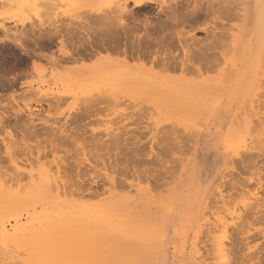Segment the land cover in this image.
<instances>
[{
    "label": "bare ground",
    "instance_id": "1",
    "mask_svg": "<svg viewBox=\"0 0 264 264\" xmlns=\"http://www.w3.org/2000/svg\"><path fill=\"white\" fill-rule=\"evenodd\" d=\"M37 1H39V2L36 5ZM120 1L122 3L119 5L118 9H116V10H118V12L114 11L118 15H116L113 12V13H111V15L115 14L114 19H113V15H112L111 17L108 16V18L105 16L106 19L103 18L104 22L100 21V22L104 23V24L101 23L102 25H104V26L101 25V27H103L104 30L106 29L107 33L104 32L106 34L103 33L104 35H102V36L97 35V38H95V34H92V32H91V34L94 36H92V35L90 36V33H88V35H85V37L83 36L84 38L77 35V37L78 36L80 37V39L78 37V39L80 41L78 39H76V41L77 40L79 41V42L77 41L78 43L73 41L74 40L73 36L69 35L70 36V37H68L69 42L71 41L70 46L73 45L72 47L74 49L72 48L73 50H71L69 48V42H68V40H66V42L68 44L67 43H65V44L68 45L69 49L64 46L62 49L59 50V54L62 56V58L59 57L57 54L55 55L52 52V50H50L51 54H49L50 52H48V50L45 51L46 48H48V47L50 48V46H52L51 44L53 42V38L50 36L51 34H49V33L47 34L46 32H42L41 34H39V37L37 39L33 40L35 48L33 49L30 47L33 50L27 49L26 45H28L27 43L29 41L27 40L28 41L27 42L26 40H24L25 37L24 38L22 37L23 39H20L18 37H15V38L12 37L11 38V36L9 35L10 39H8V40H10L13 44L21 45L22 49L25 51V54H24L25 60H23V61L18 60V61H20L22 63H27L30 60L35 59L34 57L39 59V62L33 61L32 70L39 76V83H41L42 88L40 87V89L34 90L33 84H30L31 90L29 89L26 92V91L20 89V90L24 91L23 92L24 96H26V94H27V96H30L32 98L28 99V102H26L24 104L25 105L24 109H22V108L17 109L16 108L17 106L16 107L13 106V108H10V109H12L11 111H10V109L8 111H4V109H3V111H0V131H6L5 135L10 139V142H11V143L9 142L10 145L16 146V145H18V143H20V141H21V143L23 142L25 144L28 140L30 141V139L32 138V140L36 139V141L39 145L42 142H43L42 144H44V143L48 144L49 143L50 144V145H48V146H50L49 148H51V146L54 145V147H52L54 150H56L60 146L63 147L64 149L66 148L65 152L63 151L64 149L62 150L61 147L58 150H56V152H57L61 149L59 152L62 151L63 153L66 154V156L63 157V159L61 156H59L61 158H58L56 160L58 162L54 161L53 164H51L52 166H56V168L52 170L51 169L52 166L49 167L51 169V171L46 169L44 167V165H42L41 169L37 172V174H38V179H37V177L34 176L35 173L33 171H30V172L24 171L18 167L17 163H14V162L12 163V167L15 168V170L14 171L12 170L10 172V170H11L10 169L8 171V166L5 164L6 161L3 160V156H5V157L11 156L12 148H10L11 150H9V148L6 147V149H8L7 152H5L6 154L2 153L1 149H0V182L4 181L5 184H3V185H7L9 182H12V183L15 182L13 184L16 185V186L10 185L8 187V189H5L4 186L0 185V211H1V209L3 210V209H7V208H13L18 202L26 201L27 199H29L31 197H35V198L41 197V198H46V199H47V197H49L48 198L49 201H52V200L55 201V200H58L57 197H59V195H60V197L62 196V198L65 197V200L62 202L63 205H62L60 213H66V214L68 213V216H69V212H74L75 210H85V208L89 207V206H86L85 204L79 203L78 200H80V202H81L82 199H86V197L97 199V198H100V196L104 195L105 193L111 194L113 192H116L117 190H119V188L125 186L124 181H126L127 178H130L129 176L131 173L133 176L135 175V177H137V179L139 181L143 177H146L148 180L150 178H152V181L154 179L155 183L157 182V184H161V185L164 184V186H165L166 183H164L165 181H164L163 177L167 175L166 170H168L169 166L166 165L168 161L167 160L164 161V158L166 155L162 150L161 151L163 153L158 152L159 154L158 153L155 154L154 161L149 162V160L148 159L145 160V158L151 157V154H153V152H151V154L147 155V157H146L144 146L138 141L137 142H132L133 140L130 141L128 139V137L125 136L126 134H128V132L125 133L122 130V132L114 133L115 130L114 131L112 130V134H111V131L108 134L103 132L104 136H101L99 134H94V133L88 134L89 131L87 132V130L85 129L86 126L84 123H86V121H88L94 117L97 118V116H95V115H97V112H99L100 110L105 111L104 109H102V107H100V103H102V101H103V103L107 101L106 103H109L111 106L113 105V103H114L113 106H116L115 105V102H116V104L118 105L117 107H119V106L123 107V108H121V110L123 112L122 114H126L128 112L130 114L137 115V116L138 115L142 116L144 114L151 113V111L160 113L163 110H171V111H176V110L178 111L179 110L180 112L186 113V112H189L191 110H194V111L205 110L208 113V116L209 115L216 116L217 122L221 123L222 120L224 119V117L228 116L227 115L228 114L227 108H225L223 106V102L221 99L223 97H221V92H223L222 90H227V88H228V91L229 92L233 91L234 95L235 94L239 95V94L245 92V95L248 94L250 96V99L248 101V105H247L245 111H249L250 113H253L257 117L260 114H263V116H264V113L262 112V109H264V101L261 100L262 98H264V93L262 92V90L264 89V87H263L264 81H263V79L260 80V78H259L261 76L264 77V72L261 73L259 71V69H261V66H260L261 65V56H262V53L264 51V19H262V16H261V9L259 7V0H241L243 2H239L240 0H225V1L223 0V2H221L222 0H211V2H208V1H210V0H208L207 3L205 2L206 0H203L201 2H203V3L205 2V4H203V3L201 4L199 2L200 4H196L194 6L190 5L191 7L189 6L188 1H187L188 5L187 4L185 5V2L183 3L182 1L180 3H183L184 5L180 4V3L177 5V3H175V4H173L174 7L172 5H169L170 6L169 7L166 4L167 5L166 8L164 6L162 7V5H161L160 6L162 8L161 12L168 14L169 17L167 19L165 18L166 20L160 18L162 20H159L157 22L150 20L151 14L149 15V13L145 12V11L150 9V7L153 5H157L158 3L160 5V2L158 0H120ZM228 1H229V3H228ZM232 1H234V2L237 1V3L236 2L233 3ZM4 2H5V0H0V6L2 8H4V6H6L5 9L7 8V10H8L9 9L8 7L12 8V6L15 5L16 4L15 2H18V0H12L11 3L14 2V4L12 3L13 4L12 6H9L11 4H9L8 1H7L8 2L7 4H6V2L5 3ZM32 2H36V3H34L35 5L33 3H31V0L28 2V4H30V5L33 4L32 7L30 5L29 6L26 5V6H24V7H26V9L23 8L21 10L13 11L11 13V16L13 15L15 18L14 17H11V18L17 19L18 17H23V14H24V12H26V10H27V12H28V10H29V12H31V10H32L33 13L35 11L38 14V16L40 15V16H44V17L46 15L50 16L51 14H53L54 10H52V9H54V8H52L53 6H52V4H50L51 1L47 2L46 0H34ZM230 2H232V4H234L235 6H236V4H237V6H238V4H239V6L244 5V8H242L243 10L241 8L238 9L237 6L234 7V5H233L234 8L230 7L231 6ZM54 3H55V1H54ZM115 3L119 4L118 1ZM3 4H5V5H3ZM130 4H133L132 7L135 10H137L138 12H136L134 9H132V7L129 6ZM19 5H20V3H19ZM2 8H0V9L2 10ZM236 8L240 11H238ZM232 10H234V12ZM102 11H105L107 14L106 10H102ZM141 11L145 12V13H142ZM241 11H242V15L238 14V12H241ZM50 12H52V13L50 14ZM105 12H103V14ZM108 12H110V11L108 10ZM139 12L141 14H145V16L147 15L148 16L147 18H149L147 20H149V21L145 20L144 23H142L140 20H142L143 17L142 18L140 17L141 19L139 17L137 18V15L138 16L141 15ZM161 12H159V14ZM5 14L7 15V13H5ZM108 14H110V13H108ZM159 14H158V16H160ZM238 15L241 16L243 18V20H245L244 25L246 26V30H245L244 38H243V32L241 33L243 40H240V43L242 45L239 48L240 51L238 50V46H239L238 44H237L238 46H236L237 49H236V47L233 49L231 47V50H229V52L234 51V50H238L236 55L237 56L241 55V56L239 57V59L237 61H235L234 63L232 62L233 64L230 63V64H232L230 69H229L230 64L227 61H225V63L227 64L228 67L223 69V70L226 71L229 69L226 72L227 74L223 73L224 71L222 70V73L225 74L226 76L230 77L228 74H230L232 76V78H230L231 82H229L228 80L225 79L227 77L224 75L225 78H223V79H225L226 82H229L228 87H226L227 84L225 83L226 84L225 87L222 86L221 89L217 87L218 88L217 89L214 87L215 84L211 83V80H203L201 82L192 83V82H184V81H176V82L158 81V80L154 79V76L156 74L154 71L155 67L158 68L156 70L161 69L160 72H166V73H171V72H175V71H182L183 73L185 71L186 72L187 71H194V72L197 71L198 73L201 74V72L203 70L209 71L211 69L210 72H212V73L217 71L216 67L221 65L222 62L224 63V61H221L222 60L221 57L219 58L220 54L218 52L219 51L218 48L220 46L222 47V45L225 44V39H226V37L224 39V34L222 33L223 32L222 30H221L222 32H219L218 34L216 33L217 31L213 30L215 32H212V30H211V32H212V34H211L210 31H207L208 30L207 26L204 27V29H202V31L204 30L205 32H207V34H209V39L206 38L207 40L204 42L203 41L198 42V40H200V39L197 40L196 38H194V36L192 34L190 37L186 36V37H188L187 39L191 38L194 42L196 41V44H195V43H193V41L191 43V39L187 40L191 43L190 44L191 48H190V45H189V47H186L188 45H186V46L184 45L185 47H183V45H182V42H183L182 40H184V39L181 38L182 37L181 35L183 34V32L181 34L179 31V33H177V35H175V32L173 33L170 29L171 28L173 29L174 28L173 26H175V25L177 27V24L180 26L181 24H179V23H183L185 25L187 24L189 26L191 21L195 22V20L197 21V19L201 18V16L205 17L206 19L211 17L215 21L218 20V21H220L221 24H223L224 21H226L227 17L228 18L231 17L235 21L237 20V18L239 20V18H241V17H236ZM126 18L127 19L130 18V20L132 19V21H128V20L126 21L125 20ZM144 18L146 19V17H144ZM144 18H143V20H144ZM231 18H230V20L228 19L227 21H231ZM41 19H42V17H41ZM96 20H98V19H96ZM205 23H206V21H205ZM21 24H23V23H21ZM89 24H91V23H89ZM96 24H98V23H96ZM183 26L180 29L181 31H183L182 30ZM90 27H91V25H90ZM98 27L99 26H97V28ZM193 27H192V30L189 27V29H190L189 33H190V31L193 32V30L196 29L195 27L193 29ZM0 28H2L5 31V27L0 26ZM103 28H101L102 31H103ZM232 28H231L232 30L235 29V27H232ZM101 29H99V30L101 31ZM174 29H176V28H174ZM174 29H173V31H175ZM197 29H198V31L201 30L199 28H197ZM95 30H96V28H95ZM52 31H51V33H52ZM91 31H92V29H91ZM83 32H84V30H83ZM184 32H186V31H184ZM208 32H210V33H208ZM234 32H235V30H234ZM75 34H74V36H75ZM184 34L187 35V32ZM210 34H211V36H210ZM227 35L230 36V34H227ZM77 37H75V38H77ZM230 37L233 39L232 41L234 43H236V35L232 34ZM176 39H178V40H176ZM175 40L178 41L180 46L183 48V56L181 55L182 57H180V55H179L180 53L177 51L178 50L177 47H179V46ZM185 40H186V38H185ZM202 40H205V39H202ZM227 40L228 39H226V42H228ZM187 41H185V42L187 44H189ZM60 43L62 45H64L62 42H60ZM183 44H184V42H183ZM193 44H195V46ZM227 45H228V47H230L229 44H227ZM223 46L225 48H227L226 45H223ZM224 47H222V48H224ZM100 49L103 51H101ZM219 49H221V48H219ZM99 50L102 53H104L105 55H103L101 52H99ZM227 50L228 49L223 50L224 51V52H222L223 55L225 54V52ZM216 51L218 52V58L216 57L217 56V53H215ZM47 52H48V54H47ZM180 52H181V50H180ZM98 55L100 57L104 56L105 58H109L110 56H113V55H118V56L120 55L123 57L124 61L118 65L115 63H110V62L98 63V64H92V65L85 64L86 60H91L94 57H97ZM213 57H215V59L217 58L216 60L219 59V61H218L219 63L217 65L215 64L216 61H215V63L213 61H211V60H214ZM224 57H227V56L224 55ZM10 58H11V56H10ZM14 58L17 59V57H14ZM65 59H67V60H65ZM128 60L137 61V62H139L140 65L129 66L127 64ZM196 60H198L200 62H198V61L196 62ZM1 61H0V63H4V62L9 63L11 60L8 59V62H7V60L4 62H1ZM42 61H44L46 64L44 63L45 64L44 65L43 63H41ZM68 61H69V63L70 62H74V63L80 62V63L75 65V66H67L66 64L68 63ZM63 62H66V63L64 64ZM195 62H196V64L198 63L199 66L195 67L196 66V65H194ZM201 62H202V64H201ZM212 62L215 64L216 67L214 66V64ZM149 63L151 64V67H146V64H149ZM14 65L15 64H13V66ZM46 65H49V67H47ZM16 66H17V64H16ZM20 66H21V64H20ZM26 66H28V64ZM2 67L5 68L4 65ZM8 67H10V66H7V68H5L6 70H3L2 68L0 70L8 71L11 68L10 67L8 69ZM213 67H215V68H213ZM212 68L214 69L213 71H212ZM23 69H22V71H23ZM10 71H12V70H9V72ZM19 71H21V70H19ZM13 72H10V73L14 74ZM34 72L32 73V71L29 72L27 70L26 73L24 72L26 74V75H24V77L30 76L31 73L34 74ZM0 73H2V71ZM3 73H5V72H3ZM21 73H19V75ZM204 73H206V72H204ZM3 75L0 74L1 79L4 78L6 80L8 77L10 78L9 74H7L8 76L6 74H3ZM5 75L7 78H5ZM19 75H17V76H19ZM22 75H21V77L19 76L18 78H22ZM9 78L6 81V82H9V84L5 82L3 84V86H1L4 88V90L7 91V93H8V91L15 90V87L17 85V82H16L17 80H14V79L15 78L18 79L17 77H14V78H12L13 80L10 78L11 79V81H10ZM196 78H198V77H196ZM262 81H263V83H262ZM222 82H225V81H222ZM49 84L53 85V87L51 89L45 90L44 89L45 86H47ZM0 85H2V84H0ZM217 86H219V85H217ZM16 89H18V88H16ZM94 90H97V91L94 92ZM102 92H103V95L101 94V96H99V94ZM16 94H15V96H16ZM15 96H14V98H15ZM79 96H84V98H85L84 99L85 100L84 105L85 106L84 107L82 106L83 108L80 106L81 109H79V110L76 109L77 112H75L73 116L72 115L68 116V119L66 118V122H65V124H63V126H62V124H61V126L55 125V123L57 124L58 121L52 123V120H50L51 121V123H50V121L46 120L45 117L42 118L41 112H43L44 115L46 114L45 116L49 117V116H51L50 113L53 112V110H56L64 102L65 99L70 98V97H79ZM103 96L105 98H103ZM1 97H2V95H1ZM3 97H5V96H3ZM23 98H25V97H23ZM107 99L109 101L110 100H114V101H111V103H112L111 104L110 102H108ZM3 100H4V98H3ZM104 100H106V101H104ZM33 102L36 105L35 109H33L30 106L31 103H33ZM127 102H128V104H127ZM103 108H104V105H103ZM106 108H108V107H106ZM15 109H17V110H15ZM111 109L114 110L113 107ZM111 109L110 110L108 109L109 111L108 110L107 111L110 112ZM0 110H2V109H0ZM115 110L117 111L116 108H115ZM124 112H126V113H124ZM99 113H101V112H99ZM122 114L119 113V115H122ZM110 115H111V113H110ZM122 116H124V115H122ZM263 116L261 115V118ZM259 117H258V119H259ZM122 118L123 117H121V119ZM263 118H262V120H263ZM119 121H120V118H119ZM259 121H260L259 127L257 125L258 128L254 127L253 130L255 131V129H258V132L261 134L262 132L259 131V128H260L261 124L264 125L263 124L264 121H263V123L261 122V120H259ZM252 122L253 121H251V123ZM256 122L258 123L257 120H256ZM252 128H251V130H252ZM263 128H264V126L261 129H263ZM118 131H120V130H118ZM167 131L170 132L169 130H167ZM173 131H175V133H176V131H178V130H173ZM252 131H250V132L252 133ZM255 132H253L254 135H255ZM157 133H158V131H157ZM183 133L184 132L182 131V133H181L182 136H183ZM171 134H168V135H171ZM174 135L180 136L179 131H178L177 135L176 134H174ZM184 135H185V133H184ZM188 135H189V133H188ZM166 136H167V134H166ZM203 137H204V133L202 130H193L192 134H190L189 138L187 139L191 144L190 146L188 145L189 142L181 141L183 138L182 139L179 138L177 144L175 143L176 142L175 140H177L175 138L174 144H170L171 146L168 145L169 146L168 151H170V153L171 152L174 153L176 151L175 150L176 148H177L178 152H180L179 150L185 149L184 148L185 145H183V142H184V144L187 143V145L189 146V151H190L189 153H191V158L185 159V161H183L185 163L182 162L181 172L178 176V182L175 185V189H177V190L181 189V187H183L184 184H187V185L192 184V186H198V187L201 186L200 184H202L204 182L203 181L204 176L207 174V169L209 167H213V165H214L213 163H215V162H214V159L212 161L211 154H210V147H209L208 143L206 142V140H204ZM167 138H168V136H167ZM253 138L255 140L258 139L257 136H256V138L255 137H253ZM259 138L260 139L256 140V141H258V143L257 142L255 143L254 139L251 138L252 143H253L252 145H256V146L258 145V146H257V148H256V146L253 148L251 147L250 149L248 148L249 150L252 149L250 154L248 153L249 152L248 151L246 153L247 154L246 157L242 156L244 159H241L240 161H237V160L235 161V160H233L234 159L233 158L232 159L233 161L232 162L230 161V163L228 164V165H230V167L229 166L228 167L233 170V173H234V171H235V173H237L238 176L234 174L236 176V178H238L237 181L242 178V174H246L245 172H247V173L249 172V171H245L246 169L251 170L253 167L255 169L256 168L255 166H259V168L262 169L261 171L263 172V170H264V135H263V133H262L261 137H259ZM160 140H162V139H160ZM164 141L166 142V140H164ZM172 141H173V138H171V143H173ZM46 142H48V143H46ZM165 142H163V143L165 144ZM168 142L170 143V141H168ZM162 144H160V146ZM181 144L183 145V147L181 146ZM28 145H30V144L28 143ZM55 145H56V149H55ZM188 146H185V147L188 149ZM249 146H251V145H249ZM165 147H164V150H165ZM39 148H40V146H39ZM46 148L47 147H44L42 149L46 150ZM24 149H25V147H24ZM151 149H153V146H151ZM183 151L184 150H182L181 152H183ZM45 152H47V151H45ZM178 152H177V154H178ZM181 152H180V154H182ZM184 152H187V151H184ZM27 154H28V152H27ZM162 154H164V155L162 156ZM183 154H185V153H183ZM31 155L32 154H30L29 156H31ZM48 155H50V154H48ZM26 156H28V155H26ZM181 156L184 157L183 155H181ZM182 157H180L178 160V162H180V164L182 161V160L180 161V159H182ZM29 158L30 157H28V159ZM141 158L142 159L144 158V160H145V162L143 161L144 164H147L148 166L150 165L148 171L146 168H145L146 170L144 168H142V169L140 168V167L144 166V165L139 166V165H141L140 162H142ZM25 159H27V158H25ZM32 159H34V157ZM236 159H238V158H236ZM34 160H33V162H34ZM147 160H148V162H147ZM186 160H187V162H186ZM29 161H30V159L28 160V162ZM137 161H139V162H137ZM178 162H177V164H179ZM154 163L155 164L157 163L158 165H160L161 170L157 169V166ZM133 164H135L136 166L135 165L133 166ZM237 164H238V166L236 167ZM147 165H145V167H148ZM151 165H152V167H151ZM100 166L102 167V169L100 168V170H104V177H103L104 179L101 181L104 183L103 184L104 188H102L103 190L99 189L101 182L99 183V181H97L98 176L102 175V174H99L98 176L95 177L96 173L94 172L95 175H93V176L89 175V168L93 169V171H96V169ZM137 167H139V168H137ZM228 167L226 165L225 168H228ZM238 167L243 172L244 171L245 172L241 174L242 171L240 170V172H239ZM170 169H169L170 172L169 171H167V172H169L170 174H173V173H171L173 171L172 167ZM258 169L256 171H258ZM54 170H56L55 173L57 174V175L55 174V176L52 175V173H51ZM178 170H179V168L177 167V171ZM149 171H150V173H148ZM91 172H92V170H91ZM254 172L251 171V173H254ZM259 173H260V171H259ZM255 175H257V174H255ZM70 176H71V178L75 177L74 178L75 181H73V179H71ZM88 176H89V178H88ZM158 176L160 178H158ZM168 176L169 175H167L166 177H168ZM240 176H241V178H240ZM262 176L264 177V175H262ZM262 176H261V178L264 180V178ZM225 177H226V175H225ZM34 178H36V179H34ZM101 178H102V176L100 177V180H101ZM146 178H143V179H146ZM171 178L173 179V177H171ZM231 178H232L231 179L232 183L229 182V183H231L229 185L230 190H232L234 192L236 191L235 195H238V194L242 195L243 192L245 195L246 190L241 188L242 185L240 184V186H237L240 182H238V184H237L235 177H234V179H235L234 181H233V177H231ZM124 179H126V180H124ZM159 180H161V182L158 183ZM6 181L7 182L9 181V182L7 183ZM23 181L26 184H24ZM26 181H28V182H26ZM142 181H145V180H141L140 182H142ZM228 181H230V180H228ZM244 181H245V179H244ZM260 181H262V180H260ZM173 182H174V180H173ZM167 183H169V182H167ZM149 184H150V182H149ZM149 184L147 185V188H140L137 186L138 187V189L136 190L137 194H139L142 189H144L143 191L148 193L150 191L149 190ZM258 184H259V182H258ZM260 184H261V186L259 185L260 189L263 191L262 193L264 194V183L263 184L260 183ZM223 185L224 184L222 182V186ZM133 186L134 185H132V187ZM166 186H167V184H166ZM15 187L16 188L19 187L18 190H15L14 189ZM152 187H151V189H152ZM157 187H159V186H157ZM160 187L162 188L163 186H160ZM190 187H191V185H190ZM227 188H228V186H227ZM245 188H246V186H245ZM26 189H29V192L36 191V192H39L41 194L36 195V196H31V197L25 196V195H23V196L19 195L20 193H22ZM217 189L220 193V195H219L216 191V193L218 194L217 199H220V200L216 201L215 198L213 197L214 200L211 198L213 200V201L211 200V202H214V203L216 202L215 205L222 203V206L227 205L226 203L229 204V201L227 202L225 200L226 198H228V196L225 197V195H227V194L223 195L222 193H224V192H223V190L220 191V187ZM54 191H55V193L57 191L58 194L56 193L57 196H56V198L54 197V199H53V196H52V198H50V196H51L50 194H51V192L54 193ZM161 192H163V191H161ZM237 192H238V194H237ZM60 193H62L63 195H61ZM127 193H128V191H127ZM48 195H50V196H48ZM231 195H230V197H231ZM258 195L259 194L257 193L255 198H254V200L256 202H250L249 204H245L243 206V209L242 208H241L242 210L240 209L241 211H238V212L235 211L232 214L230 213L231 217H233V219L235 221L234 227H236V228L232 229V231L234 230L233 233H231L232 236L229 233V230H227L229 236H227L228 234L223 235V231L221 230L222 232H218V233L223 235V237H219L217 235L218 237H214V239L212 238L213 240L210 239L211 241H215V243L211 242L213 254H211V253L210 254L213 255V257L210 256V259L211 258L215 259L218 261L217 263H220V264H264V258H263L264 253L262 252V251H264V248L261 247V249L257 250L255 248L256 245H252L253 242H256L257 238H260V237L264 238V230H260L257 234H250V232H252L251 226L258 224V223H264V195H263V197H261V196L259 197ZM116 196H118V195H116ZM247 196H249V195H247ZM232 197H233V195H232ZM229 198H228V200H229ZM119 199H118L117 205L119 207L128 208L130 210V212L136 216L135 221H137L138 223L144 222L146 224L147 223L149 224L150 220H148L146 218L147 217L146 215H148V212L142 210L141 202L139 203L140 199H138V197L137 198L125 197L124 199H123V197H120ZM105 202H106V200H103L101 205L106 206ZM214 203H213V205H214ZM238 203H236V205ZM101 205H99V206H101ZM148 205H150V204H148ZM172 205H173V203H171V204L168 203L162 207V210L166 212L165 214H166L167 220H169L172 217V213H173V206ZM109 206L113 207L112 205H109ZM208 206H210V205H208ZM238 206H240V205L238 204ZM114 207H116V206H114ZM217 208H220V207H217ZM152 209H153V207L151 208V211H152ZM210 209L212 210L213 208H210ZM229 209H230V207H229ZM149 210H150V208H149ZM158 212H156V213H158ZM50 213L51 212H49V214ZM151 213H153V212H151ZM223 213H224V211H223ZM207 214H208V210H207ZM173 215H174V213H173ZM152 216H153V214H152ZM216 216H218V215H216ZM122 221H124V220H122ZM151 221H152V219H151ZM128 223H132V222L125 221L124 226L126 227ZM222 224H224V223H222ZM214 225H216V224H214ZM8 226H10V225H8L7 223H4V222L1 223V225H0V227H1L0 238L1 239L7 241L8 239H11L13 237H17V235L18 236L23 235L24 238L31 240L32 246H34V248H37V250H36L37 252L35 251V253L32 254L29 258H27L21 262L23 264H108L109 263L108 261L110 260L109 258H107L109 256L108 247L110 246L108 242L109 241H115L116 235L123 230L122 228L116 227L117 224L108 220V217L106 218V216H81V215H71V214L69 217H66L64 219L60 218L58 221L53 220V218H50L48 215L45 219L37 220L36 223L29 222L25 225H21L18 221L17 224L12 226L11 228H9ZM217 226L220 227V224L218 223ZM223 226L224 225H221V227H223ZM227 226L229 227L230 225H227ZM228 227H226V229ZM230 228H228V229H230ZM220 229L221 228L217 227L218 231H220ZM213 230H214V228H213ZM215 232H212L211 234L213 236L218 234ZM209 234H207V235H209ZM124 235H125L124 237L129 238V239L131 237L130 234L128 236H126L127 234H124ZM258 235H260V236L258 237ZM111 236H112V238H110ZM211 237H209V238H211ZM227 238H228V242L225 241ZM209 243H210V241H209ZM209 243H208V245H209ZM211 243L209 245L210 246L209 248H211ZM207 258H208L207 260H210L209 257H207ZM16 262H18V261H16ZM13 264H19V262L13 263ZM206 264H210V263H206Z\"/></svg>",
    "mask_w": 264,
    "mask_h": 264
},
{
    "label": "rangeland",
    "instance_id": "2",
    "mask_svg": "<svg viewBox=\"0 0 264 264\" xmlns=\"http://www.w3.org/2000/svg\"><path fill=\"white\" fill-rule=\"evenodd\" d=\"M7 1L9 2V4H11V5L8 4L9 6H12L14 4V2H12L13 4L11 3L12 0H5L6 4L8 3ZM29 1L30 0H18L20 5L18 2H15L16 6L13 5L14 7L12 6V8L8 7L9 8L8 10H7V8L5 9L6 6H4V8H2L0 6V8H2V10L0 9V26L5 27V31L2 28H0V41H1L0 42V61L2 60L1 62H4L6 60L8 62V59H10L11 61L9 63H10V65H13L15 62H16L15 64H18L21 60L22 61L25 60V55H24L25 51L22 49L21 45L13 44L10 40H8V39H10L9 35L11 36V38L12 37H14V38L18 37L20 39H23L25 37L24 40L29 41V42L27 41L28 42L27 43L28 45H26L27 49H31V48L34 49L35 45L33 43V40L37 39L39 37V34H41L42 32H46L47 34L48 33L51 34L50 36L53 38V42L51 44L52 46H50V48L48 47L49 49L46 48L45 51L48 50V52H50L49 54H51L50 50H52V52L55 55L57 54L59 57L62 58V56L59 54V50L62 49L64 46L66 48H68V45H66L65 43H67L66 40H68V42H69V39H68V37H70L69 35L73 36V38H74L73 41L77 42L80 39L79 36L84 38L85 35H88V33H90V36L92 34H95V38H97V35L102 36V35L106 34L107 33L106 29L104 30V28L101 27V25L104 23H102L100 21L104 22L103 18H105V16L107 18H108V16L111 17L113 15V14L111 15V13H113L114 11L118 12V10H116V9H118L119 5L122 3L120 0H53V1L52 0H46L47 2L51 1L50 4H52V6H53L52 8H54V9H52V10H54L53 14H51L52 12H50V14H51L50 16L49 15H46L45 17L40 16V15L38 16V14L35 11H34V13H35L34 14L32 12V10H31L32 13L29 12V10H28V12L26 10V12H24V14H23V17H18L17 18L18 20L14 19L15 17L13 15L11 16V13L15 10H21L23 8L26 9V7H24V6H26V5L29 6L30 5V4H28ZM32 1H34V0H31V3H33V4L36 3V2H32ZM54 1H55V3H54ZM114 1L115 2L118 1L119 4L115 3ZM158 1L160 2V5L158 3L157 5H153L150 7V9L145 11V12H148L149 15L151 14V16H152V17L150 16L151 20L156 21V22L161 20L160 18H162V19L166 18L167 19L169 17L168 14L161 12V10H162V8L160 7L161 5H162V7L164 6L166 8L167 5L168 6L172 5L174 7L173 4L177 3V5H178L181 1L183 3L185 2V5L187 4V1H188L189 6L190 5L194 6L196 4H200V3L202 4L203 3V2H201L203 0H186V1L185 0L184 1L183 0H158ZM207 1L208 0H206L205 2L207 3ZM38 2L39 1H37L36 5L38 4ZM205 2L203 4H205ZM208 2H211V0ZM221 2H223V0ZM232 2L237 3V1H235V2L232 1ZM232 2H230V5H231L230 7H232V8L236 7L237 4L235 6L234 4H232ZM239 2H243V1L240 0ZM183 3H180V4H183ZM228 3H229V1H228ZM33 4H31L30 6L32 7ZM3 5H5V4H3ZM233 5H234V7H233ZM129 6L132 7L133 4H130ZM237 7H238V9L239 8L242 9V8H244V5L239 6V4H238ZM132 9H134V8L132 7ZM102 10H106L107 14L105 11H102ZM108 10L110 12H108ZM135 11L138 12L137 10H135ZM232 11L234 12V10H232ZM238 11H240V10H238ZM103 12H105V13L103 14ZM145 12H142V13H145ZM159 12H161V13L159 14ZM5 13H7V15ZM108 13H110V14H108ZM115 14L113 15V19L115 17ZM158 14L160 16H158ZM238 14L242 15V11L238 12ZM116 15H118V14H116ZM11 17H14V18L12 19ZM41 17H42V19H41ZM142 17L144 18V16H142ZM236 17H241V16L238 15ZM230 18L231 17H229V18L227 17L226 21H224V23L221 24L220 21H218V20L215 21L211 17L206 19L205 17L201 16V18H198L197 21L196 20H195V22L191 21L190 25L192 27L194 26L196 29L193 30V32L190 31V33H189V30L190 29L192 30V27L190 25L188 26L187 24L185 25L183 23H179L182 26L183 25L185 26V27L183 26V28H182L183 31L180 30L182 26L181 25L179 26L178 24H177L178 28L176 27V25L173 26L174 28H176V29L173 28L175 31H173L172 28L170 29L173 33L175 32V35H177V33H179V31L181 34L183 32V34L181 35L182 36L181 38H183L184 40L186 38L185 41L190 40L191 38L187 39L188 37H186V36L190 37L192 34L194 36V38H196L197 40L200 39V40H198V42L199 41L204 42L207 40L206 38L209 39V34H207V32H205L204 30L202 31V29H204V27H206V26L208 29L207 31H210V32H211V30H212V32L217 31L216 33L218 34L219 32L223 31L222 33L224 34V39H225V37H226V39H228L227 40L228 42H226V39H225V44H223V45H226L227 48H225L222 45V47H224L225 49L220 46L219 48H221V49L218 48L219 51L218 50L217 51L220 54L219 58L221 57V59H222V60L221 59L220 60L224 61V63L222 62L221 65H219L217 67L215 66V64L217 65L219 63L218 62L219 59L216 60L218 58V52L217 51L215 52V53H217V56L215 55L217 58L215 59V57H213L214 60H211L214 63L216 61L215 64L213 62L212 63L216 67L217 71L212 73V72H210L211 69L209 71L203 70L202 71L203 73L201 72V74L198 73L197 71H195V72L194 71H187V72L185 71L184 73L182 71H175V72H171V73H166V72H160L161 69L156 70L158 68L155 67L154 71L156 74L154 76V79L158 80V81H168V82L184 81V82H192V83L201 82L203 80H211V83L215 84V86H214L215 88L218 87L221 89V87L222 86L225 87L226 84H227L226 87H228L229 82H231L230 78H232V76L230 74H228L230 76V77H228L225 74H227L226 72L231 68L232 64L235 61H237L239 59V57L241 56V55L237 56L236 53L239 50V48L242 46L240 43V40H243L241 33L243 32V38H244V34H245V30H246V26L244 25L245 20H243L242 17L239 18V20L237 18L236 21L233 20L232 18H231V21H227L228 19L230 20ZM96 19H98V20H96ZM125 20L127 21V18ZM204 20L206 21V23ZM21 23H23V24H21ZM89 23H91V24H89ZM96 23H98V24H96ZM90 25H91V27H90ZM97 26H99V27L97 28ZM102 26H104V25H102ZM189 27H190V29H189ZM194 27H193V29H194ZM232 27H235V29H234L235 32H234V30H232L233 29ZM95 28H96V30H95ZM101 28H103V31ZM197 28H199L201 30L198 31ZM91 29H92V31H91ZM99 29H101V31ZM83 30H84V32H83ZM213 30H215V31H213ZM51 31H52V33H51ZM184 31L187 32V35L184 34V33H186ZM91 32H92V34H91ZM104 32H106V33H104ZM210 32H208V33H210ZM212 32H211V34H212ZM74 34H75V36H74ZM211 34H210V36H211ZM227 34H230V36L232 34L236 35V43H234L232 41L233 39ZM77 35H79L78 36L79 39H78ZM92 36H94V35H92ZM75 37H77V38H75ZM76 39H78V40L76 41ZM202 39H205V40H202ZM176 40H178V39H176ZM184 40H182L184 42V44L182 42L183 47H185L186 45H188L186 47H189V45L193 41L191 39V43L189 41H187L189 43V44H187ZM60 42H62L64 45H62ZM70 42H69V48L71 50H73L74 49L72 47L73 45L70 46ZM176 43L180 47L179 48L176 46L178 49L177 51L180 53L179 54L180 57H182L183 56V48L180 46L178 41H176ZM193 43L196 44V41L195 42L193 41ZM195 44H193V45L195 46ZM227 44H229L230 47H228ZM236 46H238V50H234V51L229 52V50H231V47L233 49ZM190 48H191V45H190ZM33 49H31V50H33ZM222 49L223 50L228 49L224 54L227 57H224V55L222 53L224 51ZM236 49H237V47H236ZM100 50H99V52L103 51V50H101V51ZM180 50H181V52H180ZM48 52H47V54H48ZM102 54L105 55L104 53H102ZM10 56H11V58H10ZM98 56L94 57L91 60H86L85 64L92 65V64H98V63L110 62V63H115L118 65L124 61L123 57L120 55L119 56L113 55V56H110L109 58H105L104 56L103 57H100V56L98 57ZM14 57H17V59ZM34 58L35 59H32L28 62V66H27V70H29V72L32 71V73L34 72L32 70L33 61L39 62L38 58H36V57H34ZM263 58H264V51H263L262 56H261V65H260L261 69H259V71L261 73L264 72V61H263L264 59ZM18 60H20V61H18ZM65 60H67V59H65ZM69 61L66 64L67 66H75V65L80 63V62H78V63L70 62L71 63L70 64ZM130 61L131 60L127 61V64L129 66L140 65L139 62H137V61H131V62ZM197 61L198 60H196V62ZM225 61H227L229 64L233 62L232 64L229 65L230 67L226 71L223 70V69L228 67L227 64L225 63ZM196 62L194 64V65H196L195 67L199 66L198 63L196 64ZM198 62H200V61H198ZM41 63L44 64L45 62L42 61ZM63 63L65 64L66 62H63ZM201 64H202V62H201ZM46 66L49 67V65H46ZM146 67H151V64L150 63L146 64ZM215 67H213V68H215ZM213 68H212V71L214 70ZM222 70L224 71L223 73H225V74L222 73ZM204 72H206V73H204ZM32 73L30 76L16 79L17 85L15 87V90H13V91L11 90L12 92L8 91V93H7V91H4L2 89V87L0 86V88H1L0 89V97L2 94V98L0 100V109H2V110H0V111H3V109H4V111H8L10 108H13V106H15V107L17 106L16 107L17 109H19V108L24 109V107H25L24 104L26 102H28V99H30L32 97L27 96L26 93H25L26 96H24L23 92L24 91L27 92V90H29V89L31 90L30 84H33L34 90L40 89V87L42 86L41 83H39V76L35 72H34V74H32ZM224 75L228 79L225 78ZM196 77H198V78H196ZM223 78H225L229 82H226V80ZM259 78H260V80L263 79V81H264L263 76H261ZM222 81H225V82H222ZM263 81H262V83H263ZM5 82H6L5 79L0 80V83H5ZM217 85H219L220 87ZM52 87H53V85L49 84V85L45 86L44 89L45 90L51 89ZM16 88H18V89H16ZM20 89H22L24 91H22ZM95 91H97V90H94V92ZM222 91L223 92H221V97H223V98H221V99L223 102V106L225 108H227V112H228L227 115L228 116H225L221 123L217 122L216 116H212V115L208 116V113L205 110H202V111L191 110V111L186 112V113L180 112L179 110L178 111L177 110L176 111L163 110L160 113L154 112V111H153L154 112L153 113L151 111V113L144 114L142 116L133 115V114H130L128 112L127 113L124 112L126 114H122L123 112H122L121 108H123V107H120V106L117 107L118 105L116 104V102H115L116 106H113L114 103L111 106L109 103H106L107 102L106 100H104L106 102L103 103V101L99 98L103 103V104L100 103V107H102V109H104L105 111L102 110L103 111L102 112L100 110L99 112H101L102 114L97 112V115H95V116H97V118L94 117V118L86 121V123H84L86 126L85 129L87 130V132L89 131L88 134L94 133V134H99L101 136H104L103 135L104 133L108 134V133H110V131L112 134V130L113 131L115 130L114 133L122 132V130H123L125 133L128 132V134H126L125 136H127L130 141H132V140H133L132 142L138 141L144 146L146 157H147V155H150L151 152H153V154H151V157H147V158H145V160L148 159L149 162L150 161L152 162V161H154L155 154H157L158 152L159 153L164 152L166 155L164 158V161L167 160L168 162L166 165L169 166V168L167 167L168 170H166V173L169 176L166 177L167 175L165 174L166 176L163 177L164 181H165V182L164 181L163 182L166 183L167 186H166V184H165V186H164V184H162V185L157 184V182L156 183L154 182V179L152 181V178H150L148 180L146 177H143V178H146L147 180L142 178L141 180H145V181L140 182L141 180L139 181L137 179V177H135V175L133 176L131 173L130 176L128 175L130 178H127V180L124 179V180H126V181H124L125 182L124 187L119 188V190H117L116 192H113L111 194L105 193L104 195H101L100 198H97V199L89 198V197H88L89 198L88 199L86 197V199H82L81 202H80V200H78L79 203L85 204L86 206H89V207L85 208V210H75L74 212H69V216H70V214L71 215H81V216H106V218L108 217V220L117 224L116 227L123 229L120 233H118L116 235L115 241H109L108 242L110 245L108 247L109 256L107 258L110 259L108 261L109 262L108 264H204V263L205 264L206 263L220 264V263H217L218 262L217 260L212 259V258L210 259V256L213 257V255H211V254H213L212 253L213 252L212 251L213 250L212 249V243L213 242L215 243V241H211L210 239H212V238L214 239V237H218V236L223 237V235H227L228 234L227 230H229L230 234L233 233L234 230L232 231V229H234L236 227H234L235 221H234L233 217H231V214L234 213L235 211H237V212L241 211L245 204H249L250 202H256L254 200V198H255L257 193L259 194L258 195L259 197L260 196L263 197V195H264L262 193L263 191L260 189V186H261L260 183H262V184L264 183V180L261 178V176L264 175V170L262 172L261 171L262 169H260L259 166H255L257 169L259 168L260 170L258 169V171H256L257 169L256 168L254 169V167H253L251 170L250 169L245 170V171H249L248 173L244 171L246 174H242L244 172L241 169H239V167H240L239 166L238 169H239V172H240V170L242 171L241 172L242 178L240 176L241 179H239L237 181L238 178H236V176H235V175H237V173H235V171L233 173V170L231 168H229L230 165H228L230 163V161L231 162L233 160L240 161L241 159H244L242 156L246 157L247 156L246 153L248 151H249L248 152L249 154L251 153L252 149L251 150H249V149L251 147L253 148L256 146V145H252L253 144L252 139H254L253 137L256 138V136H257L258 139H260L259 137H261L262 133L264 135V128L261 129L264 126L262 124L259 128V131L262 132L261 134L258 132V129H255L256 132L253 130L254 127H256V128L259 127V123H260L259 120H261V122L263 123V121H264L263 117L264 116H263V114H260L259 115L260 117L258 116L259 117V119H258V117L255 116L253 113H250L249 111H245V109L248 105V101L250 99V96L248 94L245 95V92H243L239 95H236V94L234 95L233 94L234 92L233 91L229 92L228 88H227V90H222ZM262 92L264 93V89L262 90ZM15 94H16V96H15ZM101 94L103 95V92L100 93L99 96H101ZM3 96H5V97H3ZM14 96H15V98H14ZM23 97H25V98H23ZM3 98H4V100H3ZM103 98H105V97L103 96ZM84 99H85L84 96L67 98L59 106L60 108L58 107L56 110H53V112L50 113L51 116L47 117V116H45L46 114L44 115L43 112H41L42 118L45 117L46 120H49V121L52 120V123L58 121L57 124L55 123V125L61 126V124H62V126H63V124H65V122H66V118L68 119V116H71V115L73 116L74 113L77 112L76 109L79 110V109H81L82 106L83 107L85 106L84 105V103H85ZM261 100L264 101V98H262ZM111 101H114V100H110V101L108 100V102H110V103H111ZM127 104H128V102H127ZM103 105H104V108H103ZM30 106L33 109L36 108L35 107L36 105L34 102L31 103ZM106 107H108V108H106ZM112 107L114 110L111 109ZM114 107L117 109V111L115 110ZM17 109H15V110H17ZM108 109L109 110L111 109V111L108 112L109 111ZM11 110L12 109H10V111ZM262 112L264 113V109H262ZM110 113H111V115H110ZM119 113H121L124 116L119 115ZM261 115L263 116L262 117L263 120L261 118ZM120 116L123 117L124 119L123 118L121 119ZM119 118H120V121H119ZM256 120L258 121V123L256 122ZM251 121H253V122L251 123ZM50 123H51V121H50ZM257 125H258V127H257ZM251 128L253 131L251 130ZM118 130H120V131H118ZM165 130L166 131L169 130L170 132H168V131L166 132ZM173 130H178L180 136H175L174 134L177 135L178 131H176V133H175V131H173ZM193 130H202L203 131V133H204L203 138H204V140H206V142L208 143V145L210 147L211 158H212V161L214 159L215 163H213L214 165L212 164L213 167H209L207 169V174L204 176V179H203L204 182L202 184H200L201 186H199V187L198 186H192V184H190L191 185V187H190V185L184 184L183 187H181V189L177 190V189H175V185L178 182V176L181 172L182 162L185 161V159L191 158V153H189L190 152L189 146L191 144L187 139L189 138V135L192 134ZM157 131L159 134L157 133ZM182 131L185 133V135L183 133V136L181 134ZM250 131H252V133ZM0 132H1L0 133V146H1L0 149H1V152L2 153L7 152L8 149H6V147H8L9 150H11L10 148H12L11 156H9V157L3 156V160L6 161V163L5 162L4 163L8 166V171L11 169L10 172L12 170L13 171L15 170V168L12 167V163L14 162V163H17L18 167L24 171H27V172L33 171L35 173L34 176L37 177V179H38L37 172L41 169L42 165H44V167L46 169L51 171V169L53 170L56 168V166H52L51 164H53L54 161L58 162V161H56L58 158L62 157V159H63V157L66 156V154L63 153L62 151L59 152L61 149L56 152V150H58L61 146L56 149V145H55L56 150H54L52 148V147H54V145L51 146V148H49L50 146H48V145H50V144L48 142H46L48 144H45V143L42 144L43 143L42 142L41 143L42 145L41 144L39 145L37 143L36 139L32 140V138L30 139V141L28 140L25 144L23 142L21 143V141H20V143H18V145H16V146L10 145L9 144L10 139L5 135L6 131H0ZM187 132L189 133V135ZM253 132H255V135ZM166 134H167L168 138H167ZM168 134H171V135H168ZM170 137L173 138V141H172L173 143H171ZM175 138L177 140H175ZM179 138H181V139L183 138L181 141L189 142L188 143L189 146L187 145V143L184 144V142H183V145L188 146V149L185 146H184L185 149L181 148L182 150L187 151L188 153L184 152V151L181 152L182 150H179L182 153V154H180V152L177 151V148L175 150L178 152V154L176 151L174 153H172V152L170 153V151H168V147L171 146L170 144H174L175 141H176L175 143L177 144ZM160 139H162V140H160ZM258 139H256V140H258ZM164 140H166V142ZM256 140L254 139V142L258 143V141H256ZM168 141H170V143ZM163 142H165V144ZM28 143L30 145H28ZM160 144H162V145L160 146ZM183 145L181 144L182 147H183ZM249 145H251V146H249ZM39 146H40V148H39ZM151 146H153V149H151ZM257 146H256V148H257ZM24 147H25V149H24ZM44 147H47L46 150L42 149ZM164 147H165V150H164ZM61 148H62V150L64 149L63 147H61ZM65 150H66V148L63 151L65 152ZM26 151L28 152V154ZM45 151H47V152H45ZM41 152L42 153L44 152V153L42 154ZM47 153L50 155H48ZM183 153H185V154H183ZM30 154H32V155L29 156ZM26 155H28V156H26ZM163 155L164 154H162V156ZM181 155H183L184 157L186 156V157L184 158ZM32 156L34 157V159L36 161L34 159H32L33 158ZM59 156H61V157H59ZM28 157H30L29 162H28V160H29ZM180 157H182V159H180V161L182 160L181 164H180V162H178ZM25 158H27V159H25ZM236 158H238V159H236ZM33 160H34V162H33ZM145 160L143 158L141 160L142 162H140L141 165H139V164L138 165L139 166L144 165L143 167H140V168L141 169L146 168L148 171L150 165L148 166L147 164H144L143 161L145 162ZM148 160H147V162H148ZM137 162H139V161H137ZM177 162L180 165L177 164ZM186 162H187V160H186ZM183 163H185V162H183ZM134 165L135 164H133V166ZM145 165H147L148 167H145ZM152 165H151V167H152ZM155 165L157 166V169H160V167H161L160 165H158L157 163ZM226 165H227V167L228 166L229 167L225 168ZM50 166H52L51 169L49 168ZM237 166H238V164L236 165V167ZM171 167H172V170L174 171V172L173 171L171 172L173 174L169 173L170 172L169 169ZM177 167L179 168L178 171H177ZM100 168L102 169L101 166L96 169L97 172L93 171V169L89 168V175H91V176L95 175V173H96L95 177L98 176L99 174H102V175H99L100 177L102 176L101 180H100L99 176L97 178L98 180L96 179L97 181H99V183L104 179L103 178L104 177V170H100ZM137 168H139V167H137ZM91 170H92V172H91ZM55 171L56 170L51 172L52 175H54V176L56 174ZM167 171H169V172H167ZM251 171L252 172L255 171V172L251 173ZM259 171H260V173H259ZM148 173H150V171ZM224 174L226 175L227 178L225 177ZM255 174H257L258 176ZM171 177H173V179ZM231 177H233V181L236 179L237 184H238V182H240L237 186H240V184L242 185L241 188L246 190V191L244 190L245 195H244V192L242 193V195L238 194V192H237L238 195H235L236 191L234 192V191L230 190L229 185L232 183ZM234 177H235V179H234ZM70 178H71V176H70ZM74 178H71V179H73V181H75ZM88 178H89V176H88ZM158 178H160V177L158 176ZM34 179H36V178H34ZM244 179H245V181H244ZM173 180H174V182H173ZM228 180H230V181H228ZM260 180H262L263 182ZM24 181H23V183H24ZM166 181L169 183H167ZM26 182H28V181H26ZM149 182H150V184H149ZM159 182H161V180H159L158 183ZM222 182L225 186L224 185L222 186ZM229 182H231V183H229ZM258 182H259V184H258ZM13 183H15V182H13ZM13 183L9 182L7 185H3L5 183H4V181H2V182H0V185L4 186L5 189H8V187L10 185H15ZM24 184H26V183H24ZM100 184L102 186L100 185L99 189L103 190L102 188H104L103 187L104 183L101 182ZM148 184H149V190H150L148 193H146L145 191H143L144 189H142L140 191V193L137 194L136 190L138 189V187L147 188ZM132 185H134V186L132 187ZM157 186H159V187H157ZM160 186H163V187L161 188ZM227 186H228V188H227ZM245 186H246V188H245ZM151 187L153 190L151 189ZM219 187H220V191L223 190V192H224V193H222L223 195L227 194V195H225V197L228 196V198H229L231 194L233 195V197L231 195L229 200H228V198L225 199L227 202L229 201V204L226 203L228 206L231 204L229 206L230 209L227 205L222 206V203L215 205L216 202L215 203L211 202L213 197L215 198L216 201L220 200V199H217V197H218L217 195L218 194L220 195V193L217 189ZM18 188L19 187H17V188L15 187L14 189L18 190ZM127 191H128V193H127ZM161 191H163L164 193ZM216 191L218 194L216 193ZM56 193H57V191H56ZM56 193H55V191H54V193L51 192V194H50L51 196L50 195H48V196H50V198H52V196H53V199H54V197L56 198V196H57ZM40 194L41 193L36 192V191L29 192V189H26L22 193H20L19 195H22V196L25 195V196L31 197V196H36V195H40ZM60 194L63 195L62 193H60ZM116 195H118V196H116ZM247 195H249V196H247ZM119 196L123 197V199L125 197H132V198L138 197V199H140L139 203L141 202L142 210L148 212V215H146L147 216L146 218L148 220H150L149 224L148 223L146 224L144 222L138 223L137 221H135L136 216L133 215L128 208L119 207L117 205L118 199L120 198ZM48 198L49 197H47V199L41 198V197H36V198L31 197L27 200L25 199L26 201L18 202L13 208H7V209H3V210L1 209V211H0V225L2 222H4V223H7L8 225H10L8 227L11 228L12 226L16 225L18 221L21 225H25L29 222L36 223L37 220L45 219L48 215L50 218H53V220H55V221H58L60 218L64 219L66 217H69L68 213L67 214L66 213H60L62 205H63L62 202L65 200V197L62 198V196L60 197V195H59V197H57L58 200H55V201L54 200L49 201ZM103 200H106V202H105L106 206L101 205ZM168 203L169 204L173 203L172 206H173V213H174V215L172 213V217L169 220H167V217L165 214L166 212L162 210V207ZM213 203H214V205H213ZM236 203H238L240 206H238V204L236 205ZM148 204H150V205H148ZM99 205H101V206H99ZM109 205H112L113 207H110ZM208 205H210L211 207ZM114 206H116V207H114ZM152 207L154 210L152 209V211H151ZM217 207H220V208L222 207L223 209L222 208L220 209ZM149 208H150V210H149ZM210 208H213V209L211 210ZM207 210H208V214H207ZM223 211H224V213H223ZM49 212H51V213L49 214ZM151 212H153V213H151ZM156 212H158V213H156ZM152 214H153V216H152ZM216 215H218V216H216ZM151 219H152V221H151ZM122 220H124V221H122ZM125 221H127V222L130 221L132 223H128L127 226L125 227L124 226ZM218 223L220 224V227L217 226ZM222 223H224V224H222ZM214 224H216V225H214ZM221 225H224V226L221 227ZM227 225H230V226L228 227ZM217 227L221 228L220 231H218L219 229L217 230ZM226 227H228V228L231 227V228L226 229ZM213 228H214V230H213ZM251 228H252V232H250V234H257L260 230H264V223L255 224V225L251 226ZM0 229H1V227H0ZM221 230L223 231V235L218 233V232H222ZM209 231L210 232L216 231L215 233H218V234L213 236L211 234L212 232L210 233ZM124 234H127L126 236H128L130 234L131 235L130 239L124 237L125 236ZM207 234H209V235H207ZM208 236L209 237L212 236V237L209 238ZM227 236H229V234ZM231 236H232V234H231ZM259 236L260 235H258V237ZM110 238H112V236ZM11 239L12 240L14 239V240L12 241ZM11 239H8L6 241V240H3L0 238V264H13V263H18V262H19V264H23L21 262L24 261L25 259L29 258L37 250V248H34V246H32L31 240L24 238L23 235H19V236L17 235V237H13ZM209 241H210V243L212 242L211 248H209L210 247ZM225 241L228 242V238ZM208 243H209V245H208ZM252 245H256L255 248L257 250L261 249V247L264 248V238L263 237L257 238L256 242H253ZM262 252L264 253V251H262ZM207 257H209L210 260H207L208 259ZM263 258H264V255H263ZM16 261H18V262H16Z\"/></svg>",
    "mask_w": 264,
    "mask_h": 264
},
{
    "label": "flooded vegetation",
    "instance_id": "3",
    "mask_svg": "<svg viewBox=\"0 0 264 264\" xmlns=\"http://www.w3.org/2000/svg\"><path fill=\"white\" fill-rule=\"evenodd\" d=\"M142 16L146 17V19H145V18H144V20L142 19L143 21L140 20L142 23H144L145 20H146V21H149V20H147V19H149V18H147L148 16H147V15L145 16V14H141L140 16L137 15V18H138V17H139V18H140V17L142 18ZM141 18H140V19H141ZM127 20H128V21H132V19L130 20V18L127 19ZM150 20H151V19H150ZM161 20H162V19H161ZM152 21H153V20H152ZM141 22H140V23H141ZM154 22H155V21H154ZM0 64H1V65H0V69L2 68L3 70H6L5 68H7V66H10L11 68L8 67V69L10 68L9 70H12V71H10V72H13V71H14V72H13L14 74H12V73L9 72L8 69H7L8 71L0 70V72L2 71V73H0V74H2V75H3V74H6V75L9 74V76H10L11 79L14 78V77H17V78H18L19 76L21 77L22 74H23L22 77H24V75H26V74H25L26 71H27V66H26V65L28 64V62H27V63L19 62V63L17 64V66H16L15 63H14V64H15L14 66H13V65H10V63H0ZM2 64L4 65L5 68L2 67V66H3ZM20 64H21V66H20ZM18 65H19V66H18ZM23 65H24V66H23ZM25 66H26V67H25ZM14 67H15V68H14ZM22 67H23V68L25 67V68L23 69ZM22 69H23V71H22ZM19 70H21V71H19ZM16 71H17V72H16ZM28 71H29V70H28ZM3 72H5V73H3ZM7 72H8V73H7ZM15 72H16V73H15ZM18 72H19V73L22 72V73L19 75ZM24 72H25V73H24ZM10 74H11V75H10ZM15 74H16V75H15ZM6 75H5V78H7ZM17 75H19V76H17ZM3 76H4V75H3ZM7 76H8V75H7ZM8 78H9V77H8ZM8 78H7V79H8ZM10 78H9V80L11 81ZM0 79H1V78H0ZM2 79H4V78H2ZM7 79H6L5 81H7ZM18 79H19V78H18ZM9 80H8V81H9ZM12 80H13V79H12ZM14 80H16V78H15ZM6 83L9 84V82H6ZM0 84H2V85H0V86H3L4 83H0ZM2 89L4 90L3 87H2ZM4 91H6V90H4ZM1 95H2V94H1ZM1 98H2V97H0V99H1Z\"/></svg>",
    "mask_w": 264,
    "mask_h": 264
},
{
    "label": "snow or ice",
    "instance_id": "4",
    "mask_svg": "<svg viewBox=\"0 0 264 264\" xmlns=\"http://www.w3.org/2000/svg\"><path fill=\"white\" fill-rule=\"evenodd\" d=\"M259 7L261 9L262 19H264V0H259Z\"/></svg>",
    "mask_w": 264,
    "mask_h": 264
}]
</instances>
